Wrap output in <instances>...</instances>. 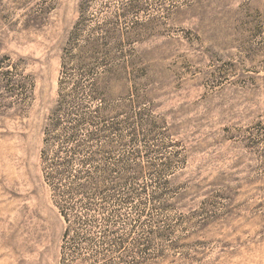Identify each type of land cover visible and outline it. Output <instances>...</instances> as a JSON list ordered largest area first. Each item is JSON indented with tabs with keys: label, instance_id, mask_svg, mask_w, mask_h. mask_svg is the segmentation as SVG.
<instances>
[{
	"label": "rangeland",
	"instance_id": "1",
	"mask_svg": "<svg viewBox=\"0 0 264 264\" xmlns=\"http://www.w3.org/2000/svg\"><path fill=\"white\" fill-rule=\"evenodd\" d=\"M0 264H264V0H0Z\"/></svg>",
	"mask_w": 264,
	"mask_h": 264
}]
</instances>
